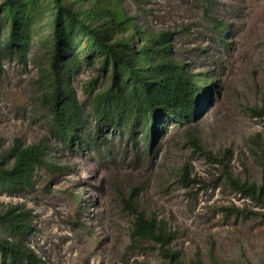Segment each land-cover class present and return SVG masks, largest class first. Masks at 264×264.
<instances>
[{"label":"rangeland","instance_id":"obj_1","mask_svg":"<svg viewBox=\"0 0 264 264\" xmlns=\"http://www.w3.org/2000/svg\"><path fill=\"white\" fill-rule=\"evenodd\" d=\"M204 5L225 25L222 32L204 18ZM121 8L146 33H169L171 57L210 79L207 97L190 123L158 126L151 144L139 133L132 149L125 137L106 131V148L73 152L47 130L49 115L36 84L47 52L35 44L25 66L3 62L0 154L15 139L41 144L49 161L72 173L38 169L34 189L1 194L0 208L22 206L32 213L28 245L42 264H167L148 241L131 248L134 214L126 200L175 233L170 248L179 251L182 264L196 257L201 264H264V201L244 198L226 175L261 184L264 117L253 109L264 101V0H121ZM97 76L92 62L74 78L80 103L86 101L84 86ZM103 81L101 88L108 83ZM86 123L93 125L90 118Z\"/></svg>","mask_w":264,"mask_h":264},{"label":"trees","instance_id":"obj_2","mask_svg":"<svg viewBox=\"0 0 264 264\" xmlns=\"http://www.w3.org/2000/svg\"><path fill=\"white\" fill-rule=\"evenodd\" d=\"M202 9L209 24L222 32L225 25L211 17L208 6ZM169 40V33L152 35L137 27L125 15L121 0H0V74L3 62L25 66L35 44L46 50L36 84L41 107L49 115L47 130L73 152L106 148V131L125 137L135 149L139 133L151 144L165 121L180 125L192 121L211 81L175 61ZM92 62L98 64V76L84 86L86 101L80 103L72 82L82 66ZM103 79L108 83L101 88ZM253 112L264 117V101ZM87 118L93 122L90 127ZM255 151L263 154V147L256 144ZM260 168V185L226 175L244 198L263 203L264 164ZM38 169L51 175L72 173L70 167L49 161L41 144L24 146L15 139L0 154V195L17 196L34 189ZM124 202L134 214L131 248L148 241L167 264H182L179 251L170 248L175 233L167 224L138 212L131 200ZM34 231L29 210L0 208V264H42L28 245ZM190 264L201 260L196 257Z\"/></svg>","mask_w":264,"mask_h":264}]
</instances>
